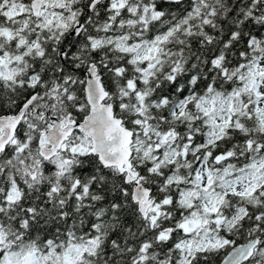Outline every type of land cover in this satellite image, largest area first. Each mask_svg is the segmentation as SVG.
Listing matches in <instances>:
<instances>
[{
    "label": "snow or ice",
    "instance_id": "obj_1",
    "mask_svg": "<svg viewBox=\"0 0 264 264\" xmlns=\"http://www.w3.org/2000/svg\"><path fill=\"white\" fill-rule=\"evenodd\" d=\"M0 264H264V0H0Z\"/></svg>",
    "mask_w": 264,
    "mask_h": 264
}]
</instances>
